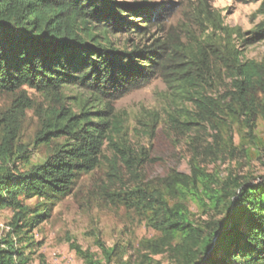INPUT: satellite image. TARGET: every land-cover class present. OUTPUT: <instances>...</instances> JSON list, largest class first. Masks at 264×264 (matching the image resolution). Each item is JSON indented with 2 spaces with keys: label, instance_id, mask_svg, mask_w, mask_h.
I'll return each instance as SVG.
<instances>
[{
  "label": "trees",
  "instance_id": "16d2710c",
  "mask_svg": "<svg viewBox=\"0 0 264 264\" xmlns=\"http://www.w3.org/2000/svg\"><path fill=\"white\" fill-rule=\"evenodd\" d=\"M167 12L115 0H0V93L14 96L12 108L0 117V212L12 211L8 231L0 235V264L32 262L33 230L73 194L82 176L99 167L105 141L129 173L139 176L143 160L114 141L116 125L103 116L93 122L86 111L90 102L104 103L112 112L109 98L154 77H172L171 87L194 108V113L183 111L184 123L171 115L176 122L209 125L222 151H235L227 133L231 124L241 122L250 137L246 154L264 149L255 131L258 120H264V58L245 60L242 50L264 41V24L249 38L240 29L215 24L223 38L206 42L185 64L164 52L160 41L131 51L114 44L113 37L146 36ZM259 13L264 15V4ZM26 88L58 101L68 88L91 96L80 115L63 106L37 113L41 128L35 143L50 151L37 165L17 146L21 118L34 109ZM19 161L30 168L22 171ZM113 172L122 179L117 166ZM106 197L140 216L157 234L139 244L138 264H152L157 256H167L170 264H264V178L223 179L192 166L191 174L172 171L153 183L107 190ZM32 199L39 200L35 207L27 204ZM69 242L85 264H125L128 251L120 244L97 241L102 251L97 258Z\"/></svg>",
  "mask_w": 264,
  "mask_h": 264
},
{
  "label": "rangeland",
  "instance_id": "374dc122",
  "mask_svg": "<svg viewBox=\"0 0 264 264\" xmlns=\"http://www.w3.org/2000/svg\"><path fill=\"white\" fill-rule=\"evenodd\" d=\"M126 4L147 3L158 9H167L160 26H153L146 36L128 35L113 37L121 50L150 47L160 41L166 52L179 64L189 62L199 49L210 40H220L223 34L215 24L240 29L249 38L250 33L264 24L260 14L264 0H115ZM160 14V13H159ZM134 21H138L134 19ZM245 60L261 61L264 58V41L242 48ZM176 72V66H172ZM172 72V71H171ZM174 78V77H173ZM172 77H154L139 88L109 98L112 112L104 103L90 102L87 113L93 122L103 116L116 130L111 133L115 142L124 143L133 156L141 158L139 176H132L114 148L105 141L103 158L97 169L82 176L76 183L73 194L51 208L48 220L39 224L32 232L37 246L30 264H85L71 248L69 238L85 251L102 258L97 241L108 247L120 244L128 251L125 264H138L136 251L144 239L157 234L149 229L137 214L123 206H115L106 197L107 190L122 191L143 183H153L166 178L172 171L191 174L192 166H198L210 175L225 179L229 175L240 178H264V149L257 154L247 155L251 149L250 137L243 131L241 122L231 124L228 135L233 137L231 149L222 151L215 139L217 131L209 125L186 127L183 111H193L192 103L185 101L169 83ZM26 95L34 109L26 110L21 118L17 146L30 157L32 165L41 164L49 155V149L35 143L41 122L37 113L62 106L75 114H81L82 103L90 100L89 93L68 88L63 100H50L41 93L26 88ZM14 96L0 93V117L12 108ZM171 115L175 118L173 119ZM193 128V129H191ZM113 129V128H112ZM256 134L264 143V120L259 119ZM244 144L241 145V136ZM228 137H225L227 139ZM62 141V140H60ZM58 142V141H57ZM56 143V142H55ZM222 146V144H221ZM19 161L22 171L30 166ZM117 166L121 180L113 176ZM38 199L27 201L35 207ZM195 211V210H194ZM12 211L0 212V235L8 231ZM152 264H170L167 256L154 257Z\"/></svg>",
  "mask_w": 264,
  "mask_h": 264
},
{
  "label": "water",
  "instance_id": "95a60500",
  "mask_svg": "<svg viewBox=\"0 0 264 264\" xmlns=\"http://www.w3.org/2000/svg\"><path fill=\"white\" fill-rule=\"evenodd\" d=\"M207 262L205 261L204 263H202V264H206Z\"/></svg>",
  "mask_w": 264,
  "mask_h": 264
}]
</instances>
